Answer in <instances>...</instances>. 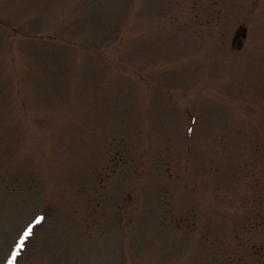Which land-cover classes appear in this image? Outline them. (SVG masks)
I'll return each instance as SVG.
<instances>
[{
	"label": "rangeland",
	"instance_id": "1",
	"mask_svg": "<svg viewBox=\"0 0 264 264\" xmlns=\"http://www.w3.org/2000/svg\"><path fill=\"white\" fill-rule=\"evenodd\" d=\"M0 264H264V0H0Z\"/></svg>",
	"mask_w": 264,
	"mask_h": 264
},
{
	"label": "snow or ice",
	"instance_id": "2",
	"mask_svg": "<svg viewBox=\"0 0 264 264\" xmlns=\"http://www.w3.org/2000/svg\"><path fill=\"white\" fill-rule=\"evenodd\" d=\"M29 233H26L25 235H28ZM19 247V246H18Z\"/></svg>",
	"mask_w": 264,
	"mask_h": 264
}]
</instances>
